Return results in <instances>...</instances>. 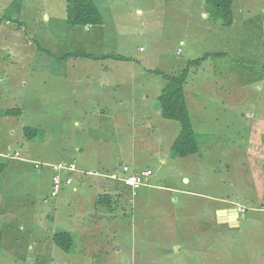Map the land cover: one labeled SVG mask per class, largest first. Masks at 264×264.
Segmentation results:
<instances>
[{"label": "rangeland", "instance_id": "obj_1", "mask_svg": "<svg viewBox=\"0 0 264 264\" xmlns=\"http://www.w3.org/2000/svg\"><path fill=\"white\" fill-rule=\"evenodd\" d=\"M93 1L103 26L72 28L65 0H0V112H21L0 115V264H264V0H234L227 27L205 3L189 17L182 0ZM241 8L252 20L240 22ZM213 53L224 56L189 67L184 85L200 151L168 157L180 126L161 117L168 81L150 71L175 77ZM26 128L39 133L26 138ZM71 161L101 174L150 169L177 192L143 188L112 210L90 208L102 216L92 220L80 191L94 193L95 177L49 195L46 165ZM224 207L244 208L238 230L218 224ZM57 232L73 235L69 253Z\"/></svg>", "mask_w": 264, "mask_h": 264}, {"label": "trees", "instance_id": "obj_2", "mask_svg": "<svg viewBox=\"0 0 264 264\" xmlns=\"http://www.w3.org/2000/svg\"><path fill=\"white\" fill-rule=\"evenodd\" d=\"M234 0H205V6L210 12L216 11L220 19V25L227 27L232 24V4ZM65 21L70 27H85V26H99L103 23L99 9L93 0H65ZM67 58H86V59H104L107 57L121 59L120 56H102L94 57L88 54L82 53H67ZM224 54L213 53L205 54L202 58L193 60L188 63L187 69L184 72L175 76L168 77L160 72L168 83L162 89L161 93L157 97V101L160 106V114L163 119L174 121L180 126V132L176 137L174 144L172 145L171 156L174 158H186L191 155L198 154L199 143L196 135L193 131L192 124L189 118L188 109L185 100L184 85L189 74V67H198L203 61L210 57H223ZM124 60L128 58L124 57ZM20 110L7 109L0 112L2 117H13L20 115ZM39 133L38 129L26 128L24 135L26 138H33ZM70 164V163H69ZM68 165V164H67ZM4 165L0 164V172L4 169ZM106 198V197H105ZM107 199V198H106ZM102 205H104V202ZM108 210H112L111 204H106ZM232 230V229H231ZM73 237L69 232H57L52 235V241L56 247L62 250L64 253H69L73 246Z\"/></svg>", "mask_w": 264, "mask_h": 264}, {"label": "crops", "instance_id": "obj_3", "mask_svg": "<svg viewBox=\"0 0 264 264\" xmlns=\"http://www.w3.org/2000/svg\"><path fill=\"white\" fill-rule=\"evenodd\" d=\"M148 1H150V0H146V2H145V4L148 2ZM162 1H167V0H162ZM105 2V1H104ZM182 2H183V5H184V7L187 9V10H184L183 11V13L184 14H186V13H188V16L189 17H195V16H197V14L199 13V15L201 16V13H202V9H203V3H205V0H182ZM150 5H155V6H159V5H161V3L159 2V0L158 1H151V2H149V6ZM189 6H191L190 8H189ZM232 6H233V4H232ZM97 8L99 9V7L97 6ZM163 10L164 11H167L165 8H163ZM141 12V11H140ZM239 15H241L242 16V18L244 19L243 21H240V22H247L248 20H252V19H250L251 17H252V15H251V12H250V9H248L247 11H245V10H243L242 8H241V13H238ZM232 15H233V10H232ZM233 20H235L234 19V17H233ZM233 23V22H232ZM65 25L67 26V24H66V21H65ZM232 25V24H231ZM100 26H103V23L101 24V25H99V26H97V27H100ZM89 27H91V26H89ZM93 27V26H92ZM73 28V27H72ZM83 28H85V27H83ZM84 31H87L86 29H84ZM223 54V53H222ZM224 56V55H223ZM97 60H101V59H97ZM155 74V75H158V73L156 72V71H150V74ZM164 87V86H163ZM163 87H162V89H163ZM162 89L160 90V92L157 94V97H158V95L161 93V91H162ZM196 96H200V94H198V95H196ZM196 102L194 101V104H195ZM186 105H187V102H186ZM187 109H188V105H187ZM189 111V110H188ZM167 124V122L166 121H163L162 122V126H164V125H166ZM178 132L176 133V136H178ZM173 140H175V139H173ZM171 147V145L169 146V148ZM199 151H200V147H199ZM199 151H198V153H199ZM15 154V153H14ZM14 154L10 157V158H16V159H19V160H21V161H27V159L26 158H24V157H20V156H18V157H15L14 156ZM166 156H171L168 152L165 154ZM197 155V154H196ZM192 156V155H191ZM171 158H173L172 156H171ZM174 158H176V157H174ZM173 158V159H174ZM187 158V157H186ZM179 159V158H178ZM73 161H71V162H69V163H72ZM33 163H35V162H33ZM32 163V164H33ZM58 163H60V162H57L56 164H58ZM68 163V164H69ZM163 164H164V161L162 162ZM63 164H66V163H63ZM53 165V164H52ZM127 166V165H126ZM128 167V166H127ZM48 168H50V167H48ZM76 168H77V170H76V172H69V173H66V172H63L61 175H62V177H64V178H71L72 179V184L70 185V186H64L63 188H62V190H61V192H60V194L61 195H63L64 194V192H65V190H67V189H71V186L73 185V183H74V180H77L78 182H79V180H83L84 179V177H95V180L92 182L93 184V187L92 188H90L89 190H92V191H94L93 189H96V191L94 192V193H92V194H88V192H87V190H81L80 192V194L81 195H84V202L87 200V203L85 202V208L81 211V212H84V215L85 216H87V217H89V219H92V220H96V219H99V218H102V216H100V215H97V214H93L92 212H90L89 210H90V208H92V207H94V206H101L103 203H101V202H104L105 204L104 205H106V204H108V206H109V204H111L112 206H113V209H114V207H117V206H121L122 204H123V202L124 201H128V199H133V197H132V192L130 191V189L128 188V187H125L121 182H119V181H117V180H111V179H109L110 177H112V176H116V178H118V179H120L121 177H122V172L121 173H118V172H116V171H111V172H107V173H104V174H101L100 172H98V171H93L92 169H89L90 167H82V168H78L77 166H76ZM129 168V170H130V172H139V171H142V170H150V169H132V168H130V167H128ZM35 169V168H34ZM37 171H38V169H36ZM50 171H51V177H50V179H49V182H50V186H49V188L51 189V178H52V175H53V172H52V170L50 169ZM2 172H4V169L0 172L1 174H2ZM153 175H154V173H153ZM152 175V176H153ZM106 180H109L110 182H111V184H107V181ZM184 181H185V178H184ZM79 184H81L80 182H79ZM76 186V185H75ZM143 188H147V190L148 189H150V188H155V189H160V190H162V191H165V192H171V193H175V192H177V191H175V190H173L172 188H167V187H160V186H158V185H156V183L155 182H153V180H152V178H148L147 180H146V184H145V186H142L140 189H138V193L136 194V196L139 194V191L141 190V189H143ZM75 190V189H74ZM88 190V191H89ZM131 193H130V192ZM71 192V191H70ZM63 193V194H62ZM59 194V195H60ZM58 195V196H59ZM135 195V194H134ZM135 196V197H136ZM60 197V196H59ZM107 199H106V198ZM130 200H129V202H130ZM131 203V202H130ZM59 204L61 205V207H62V205H63V198L61 199V201L59 202ZM99 204V205H98ZM168 207V206H167ZM166 206H165V204L164 203H161L160 204V208L162 209V208H167ZM135 209V207H131V211L132 210H134ZM221 210H224V211H226V214L225 215H227L228 217H229V215H228V212L230 211L229 210V208L228 207H224V208H216L214 211H215V213H218L219 211H221ZM125 211V210H124ZM128 211H125V213L124 214H128L127 213ZM159 215H160V212H159ZM83 216V215H82ZM161 216H166V213L164 212ZM214 217H216L215 215H214ZM143 220H145V219H143ZM242 220V219H241ZM134 221H135V219L133 220V222L132 223H134ZM157 224H164L165 222H166V219H162V220H160V216L158 217V219L157 220H154ZM214 222V218H213V221H210L209 222V224H212ZM216 223V222H215ZM154 222H151V225H153L154 226ZM217 224V223H216ZM134 225H135V223H134ZM224 225V226H223ZM222 225V227H225V226H227L226 228L227 229H229V225L227 224V223H225V224H223ZM240 225H241V222H240V219L238 218V228L237 229H233V230H238L239 228H240ZM110 228V227H109ZM111 229H112V232H117V231H120V229H121V224L120 223H118L117 221H115L114 222V224H112L111 225ZM135 231L136 232H138V233H144V228L142 227V226H140L139 228H138V226H137V228H135ZM148 232V229H146V233ZM70 235H71V237H73V235L71 234V233H69ZM179 235V234H178ZM148 238V237H147ZM159 239H161V238H159ZM179 239V236H177V233H176V237L174 238V240L176 241V240H178ZM182 240H187L188 238H187V236L186 237H182L181 238ZM73 240V239H72Z\"/></svg>", "mask_w": 264, "mask_h": 264}, {"label": "built area", "instance_id": "obj_4", "mask_svg": "<svg viewBox=\"0 0 264 264\" xmlns=\"http://www.w3.org/2000/svg\"><path fill=\"white\" fill-rule=\"evenodd\" d=\"M35 169H40L41 165L38 163H33ZM47 167H50V169L53 172L52 178H51V189H50V197L56 198L62 188L64 186H70L72 184L71 178H64L62 177V173L66 172H76L77 168L74 162L63 165L61 163L53 164V165H46ZM151 170H142L139 172H130L129 168L127 166L122 167V177L120 179L116 178V176L110 177L113 180H117L121 182L125 187H128L132 194L134 195L135 192L140 189L142 186H145L146 180L152 176ZM44 202H47L44 201ZM244 208L238 207L237 212L238 213H244Z\"/></svg>", "mask_w": 264, "mask_h": 264}, {"label": "water", "instance_id": "obj_5", "mask_svg": "<svg viewBox=\"0 0 264 264\" xmlns=\"http://www.w3.org/2000/svg\"><path fill=\"white\" fill-rule=\"evenodd\" d=\"M225 214H226V211L224 210H221L218 212V220H217L218 224L222 225V224L227 223L231 229H237L238 228V221H237L238 214L236 210H230L228 212L229 217Z\"/></svg>", "mask_w": 264, "mask_h": 264}, {"label": "clouds", "instance_id": "obj_6", "mask_svg": "<svg viewBox=\"0 0 264 264\" xmlns=\"http://www.w3.org/2000/svg\"><path fill=\"white\" fill-rule=\"evenodd\" d=\"M14 156H15V157H18V154L15 153ZM61 164H63V163H61ZM63 165H67V164H63ZM33 166H34V165H33ZM152 175H153V174H152ZM57 197H58V196H57ZM57 197H56V198H57ZM233 210H236V212H237V209H236V208H234ZM237 213H238V212H237Z\"/></svg>", "mask_w": 264, "mask_h": 264}]
</instances>
